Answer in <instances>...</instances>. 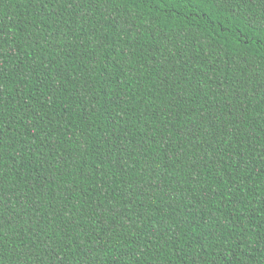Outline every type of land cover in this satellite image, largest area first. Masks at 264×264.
<instances>
[{"label":"trees","instance_id":"1","mask_svg":"<svg viewBox=\"0 0 264 264\" xmlns=\"http://www.w3.org/2000/svg\"><path fill=\"white\" fill-rule=\"evenodd\" d=\"M0 264H264V0H0Z\"/></svg>","mask_w":264,"mask_h":264}]
</instances>
